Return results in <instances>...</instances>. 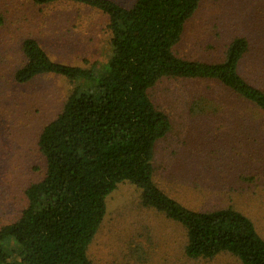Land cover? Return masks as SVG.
I'll return each instance as SVG.
<instances>
[{
	"label": "rangeland",
	"instance_id": "rangeland-1",
	"mask_svg": "<svg viewBox=\"0 0 264 264\" xmlns=\"http://www.w3.org/2000/svg\"><path fill=\"white\" fill-rule=\"evenodd\" d=\"M113 1L127 8L137 2ZM0 19L2 228L20 218L28 204L26 189L43 179L39 137L73 88L53 74L17 83L23 40L36 39L55 61L92 67L109 55L110 32L106 14L66 2L0 0ZM236 37L250 45L241 74L264 89V0H200L174 51L186 59L220 62ZM149 95L171 120L170 132L155 147V183L194 210L235 208L264 238V115L204 79L165 77ZM140 194L125 182L108 196L106 216L88 250L94 264H242L230 253L187 258L185 229L142 206Z\"/></svg>",
	"mask_w": 264,
	"mask_h": 264
},
{
	"label": "trees",
	"instance_id": "trees-1",
	"mask_svg": "<svg viewBox=\"0 0 264 264\" xmlns=\"http://www.w3.org/2000/svg\"><path fill=\"white\" fill-rule=\"evenodd\" d=\"M34 1L106 14L110 53L104 62L82 67L53 60L34 38L23 40L17 83L53 74L73 88L39 137L43 179L26 189L20 218L0 228V264H94L88 250L106 216L107 198L125 182L140 190L142 206L185 229L187 258L230 253L242 264H264V238L252 219L231 206H185L155 183L153 167L156 144L170 132L171 120L149 90L165 77L215 82L264 115V89L240 72L249 41L233 39L220 62L179 57L174 48L200 0H137L130 8L113 0Z\"/></svg>",
	"mask_w": 264,
	"mask_h": 264
}]
</instances>
